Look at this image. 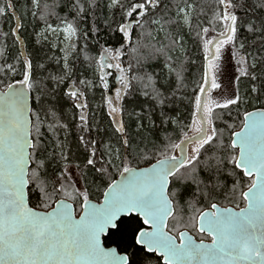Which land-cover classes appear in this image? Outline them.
I'll list each match as a JSON object with an SVG mask.
<instances>
[{
	"label": "snow or ice",
	"instance_id": "6c2138e0",
	"mask_svg": "<svg viewBox=\"0 0 264 264\" xmlns=\"http://www.w3.org/2000/svg\"><path fill=\"white\" fill-rule=\"evenodd\" d=\"M217 3L221 11L215 14V20L223 21L225 31L219 35L224 39L215 42L206 40L204 43L205 51L214 60L220 59L223 45L235 42L239 19L235 9L242 7L233 0H217ZM33 5L41 8L39 0H33ZM111 7L123 10L118 31L129 47L127 53L124 45L115 51L104 48L97 63L99 81L105 92L109 89L107 78L111 75L107 69L117 70L120 83V87L115 89V97H106L108 114L113 117L115 131L120 134V147L105 145L108 157L105 159L103 155L97 157L93 141L87 158V165L92 166L100 179L107 178L106 187L97 188L102 200L97 197L98 202H94L89 198L87 173L73 179L65 166L54 179L48 178L47 161L51 155L41 132L44 123L41 119L44 108L41 96L48 93L40 87V82L34 80L32 61L25 58L22 79L14 83L0 80L6 88L0 91V264H143L142 260L136 259L141 253L146 258H150L149 254L158 253L157 264L160 260L162 264H264V107L245 111L239 131L235 130L237 125L228 126L231 129L230 139L225 143L222 132L214 123V110L239 106L243 101L239 94L223 103L215 101L206 91L208 73L205 72L192 122L185 126L188 131L181 130L183 138L178 143L167 145L170 150L178 149L179 155L161 152L163 158L151 163L153 157L142 135L144 123L141 120L135 125L136 136L140 137L137 141L129 134L122 119V104L117 105L116 101H122L129 94L133 80L145 87L151 86L154 92L152 99L157 101L161 111L159 124L150 118L148 127L158 129L168 122L163 111L166 98L152 83V77L148 74L129 75L133 64L129 62L124 67L120 62L121 57L131 53L136 65H141L140 50L147 47L143 39L151 33L141 31L137 34L134 26L144 30L149 11L163 9L165 5L163 0H129L127 4L122 0H111ZM11 8L13 5L8 0L0 6V16L7 15V10ZM43 8L40 18L46 21L47 16L54 13L48 11V5ZM83 12L84 8L78 6L77 14ZM33 15L36 13L33 12ZM184 22L191 26L186 11ZM63 23L62 29L53 28L51 24L47 27L54 33L62 31L64 40L69 42L67 47H74L70 42L73 37L79 39L78 29L73 22L65 20ZM151 23L163 30L161 20L152 19ZM20 26L17 24V28ZM208 31V28L203 29L205 34ZM134 35L137 36L135 41ZM152 47L157 53L163 51L154 45ZM2 55L3 49H0ZM64 60V68L68 69L67 56ZM241 62H244L243 57ZM212 66V61H209V67ZM250 67L255 68V64ZM0 73L14 76L17 69L7 64L6 68H0ZM241 74L250 75L248 68L241 69ZM50 78L60 82L64 79L63 76ZM252 79L256 77L252 76ZM79 83L87 86L91 82L86 84V81L80 80ZM211 87H219L215 78ZM34 91L37 92L35 101L39 109L30 103ZM66 95L77 101L76 108L87 107L84 93L76 89L75 82L69 86ZM202 96L207 97L206 101L201 100ZM86 119L81 113L80 120ZM48 127L51 129L52 125ZM80 139L83 141L84 137ZM164 139L170 141V137ZM151 143L155 148V141ZM213 147L216 153L223 155L214 153L202 159V155L212 151ZM60 155L67 160L62 152ZM125 157L132 159L126 162ZM138 157L150 166L132 167V161ZM213 160L215 163H210ZM228 165H231L230 170ZM110 168L118 170L119 179L111 178ZM201 171L209 173V180L215 176V182H206L200 176ZM225 174L232 180L230 188L226 180L220 179ZM32 185L39 192L35 207L30 206L31 193L35 190ZM192 185L196 186L195 190H191ZM189 193L192 199L185 198ZM218 195L231 196L233 200L229 202H237L234 207L222 206L215 202ZM201 198L207 199V210L196 207L193 202ZM74 203L79 205V213ZM185 205L190 210L186 221ZM39 208L51 210H37ZM182 229L195 230L200 239L197 241L189 231ZM126 233L131 234V247L135 251L125 249L121 254L116 247L107 246Z\"/></svg>",
	"mask_w": 264,
	"mask_h": 264
},
{
	"label": "trees",
	"instance_id": "16d2710c",
	"mask_svg": "<svg viewBox=\"0 0 264 264\" xmlns=\"http://www.w3.org/2000/svg\"><path fill=\"white\" fill-rule=\"evenodd\" d=\"M7 2L8 0H0V6H4ZM10 2L13 8L7 10V15L0 16V49H3L0 68L12 64L17 69V73L14 76L0 73V80L14 83L15 80L22 79L25 58L32 61L33 78L40 82V87L48 93L41 96L44 101V108L41 111V119L44 121L41 127L42 140L45 142L48 154L51 155L47 161L48 178L54 179L65 166L77 171L79 176L87 173L89 198L100 199L102 194L97 192V188L106 187L107 178L102 181L92 166L87 165V158L93 147V141L97 157L103 155L105 159L108 158L105 145L112 148L120 147V134L115 131L116 125L113 123V117L108 114L106 101V97L112 95L120 83L117 79L118 73L113 69H107L111 75L107 78L109 89L105 92L99 81L97 63L104 48L115 51L124 45L127 53L129 47L127 41L122 40L123 34L118 31L123 10L119 7H111V0H39L41 5L39 9L34 7L33 0H10ZM233 2L242 5L235 9L239 19L235 42L231 43L230 49L236 66L235 94H239L243 102L239 106L232 105L228 109L214 110L216 116L214 123L222 132L225 143L230 139L231 129L228 126L237 125L235 130L238 131L245 111L264 107V7H261L264 0H233ZM122 3L127 4L129 0H122ZM44 5H48V11L54 13L48 15L46 21L40 18L44 13ZM76 5L82 6L84 12L78 15V6L74 7ZM163 5H165L163 9L149 11L148 23L145 24L144 30L134 26L133 30L137 34L141 31L151 33V36L143 39V44L147 47L140 50L141 65H136L131 53L121 57L120 61L124 67H127L129 62L133 64V71L129 75H150L152 83L166 98L163 111L168 122L158 129L148 127L150 118L159 124L161 111L160 105L152 99L154 92L151 86L145 87L144 84L133 80L128 90L129 94L119 101V105L122 104L124 109L122 119L129 134L137 141L140 137L136 136L135 125L141 120L144 123L142 135L146 138L144 143L147 144L153 157L151 163L163 158L161 152L176 153L177 149L170 150L167 145L170 142L178 143L183 138L181 130L188 131L185 126L192 122L196 97L200 95L199 86L204 82L205 60L208 56L204 43L210 37L215 40L225 31L223 21L215 20V14L221 11L217 0H163ZM189 5L191 7H188ZM181 9L190 12V27L184 22ZM33 12L36 15H33ZM152 19L161 20L163 30H159V25L151 23ZM65 20L74 23L79 35L67 61L68 69L64 68L65 60L61 49L54 48L49 37L41 34L42 30L48 28V24L59 28L64 26ZM17 24L21 26L17 28ZM204 28L209 29L207 34L203 32ZM136 39L137 36L134 35L133 40ZM153 45L163 51L155 52ZM241 57L244 62H241ZM252 64H255V68L250 67ZM40 65L43 67L41 68ZM243 68H248L250 75H242ZM61 76L64 77L62 82L50 78ZM252 76L256 79H252ZM80 80L86 81V84L88 81L91 83L87 86L82 85L79 83ZM73 82L76 89L84 93L83 98L87 102V107L84 109L76 108L77 101L66 95ZM0 88L6 89L4 84H0ZM146 92L148 95H145ZM36 96L37 92L34 91L31 94L32 104L39 109L40 106L36 105L35 101ZM229 112H231L230 116ZM81 113L86 116V121L80 120ZM50 124L51 129L48 127ZM81 136L84 137L83 141L80 139ZM166 136L170 137V141L164 139ZM152 141H155V148L152 147ZM121 151L123 152V149ZM61 152L67 156V160L61 158ZM214 153L223 155L216 153L213 147L212 151L204 153L201 158L206 159ZM125 159L127 162L132 158L125 157ZM210 163L214 164L215 161ZM148 165L150 164L142 157L131 163L132 167L138 168ZM228 169H231V165H228ZM109 171L112 172V179L119 176L118 170L110 168ZM200 176L206 182L216 180L215 176L209 180V173L206 171H201ZM220 179L226 180L228 187H231L232 180L226 177V174ZM32 187L35 189L34 185ZM195 187L192 185L191 190H195ZM38 196V189H35L30 197L31 206H36ZM185 198L192 199L190 193ZM230 200H233L231 196L215 197V202L230 203ZM193 202L198 208L208 205L207 199L204 198ZM184 215L186 221L190 215L186 205ZM131 244V234L126 233L123 238H117L107 246H115L119 252L124 253L125 249L129 252L135 251ZM149 256L150 258H146L141 253L136 259L142 260L143 264H157L159 257L156 254Z\"/></svg>",
	"mask_w": 264,
	"mask_h": 264
},
{
	"label": "rangeland",
	"instance_id": "374dc122",
	"mask_svg": "<svg viewBox=\"0 0 264 264\" xmlns=\"http://www.w3.org/2000/svg\"><path fill=\"white\" fill-rule=\"evenodd\" d=\"M185 11H183L184 14ZM188 13L189 16V20L191 22V16H190V12L186 11ZM187 25V24H186ZM64 26L59 27L58 29H62ZM55 28V27H53ZM42 35H46L49 37V39L52 41L54 48H60L61 52L65 58V56H67V58L69 59L74 47H67V44L69 42L64 40V33L62 31H57V32H52L51 29L46 28L45 30L41 31ZM212 38V37H210ZM211 41H213V39H210ZM76 40V37H73L71 40V44L74 45ZM208 40V39H207ZM231 43L225 44L221 47V54H220V59L219 60H214L212 59V63L213 66L209 67L210 69V77H211V81L213 78H215V82L216 84L219 85V87L216 88H212L210 87L209 91L211 93L212 98L219 102V103H223L225 100L229 99V98H233L234 94H235V76H236V66L233 62V58H232V52H231ZM208 55H210V53L208 52ZM114 62V61H113ZM114 71L117 72V70L115 68H113ZM118 73V72H117ZM119 75V74H118ZM120 87V85L118 86ZM113 98L115 97V92L110 95ZM207 99V97H206ZM206 101V100H205ZM116 104L119 105V101H116ZM191 134V133H190ZM176 154V153H175ZM69 172L72 174L73 179H75L76 177L79 176L77 171L72 170L71 168H68ZM80 186V183H77V187ZM79 206V205H78ZM51 208H49L48 210H50ZM41 210V209H39ZM48 210H43V211H48Z\"/></svg>",
	"mask_w": 264,
	"mask_h": 264
},
{
	"label": "water",
	"instance_id": "95a60500",
	"mask_svg": "<svg viewBox=\"0 0 264 264\" xmlns=\"http://www.w3.org/2000/svg\"><path fill=\"white\" fill-rule=\"evenodd\" d=\"M218 39H224V37H217L215 40H213V42H215L216 40H218ZM212 51H214V48H212ZM213 59V57H212V55L210 54V55H208L207 56V58H206V60H205V72H207L208 73V87H207V89H206V91L208 92L209 91V89H210V87H211V77H210V69H209V61H211ZM6 90V89H5ZM5 90H2L1 88H0V91H5ZM201 100L202 101H205L206 100V96H202L201 97ZM30 103H32V99H30ZM257 110V109H256ZM256 110H253V111H256ZM177 155H179V150H178V154ZM162 159V158H161ZM156 162V161H155ZM155 162H153V163H155ZM150 165H148V166H144V167H149ZM136 168H138V167H136ZM140 168H143V167H140ZM116 179H119V176L116 178ZM102 199H103V197H102ZM69 202H71V201H69ZM94 202H96V201H94ZM31 206V205H30ZM54 206H55V204H54ZM53 206V207H54ZM74 207H75V205H74ZM76 208V207H75ZM37 210H39V209H37ZM51 210V209H50ZM50 210H48V211H50ZM77 210V209H76ZM77 218H79L78 216H77ZM109 247H115V246H109ZM118 250V249H117ZM121 254H123V253H121ZM158 257H159V254L157 253L156 254Z\"/></svg>",
	"mask_w": 264,
	"mask_h": 264
},
{
	"label": "flooded vegetation",
	"instance_id": "af4514ba",
	"mask_svg": "<svg viewBox=\"0 0 264 264\" xmlns=\"http://www.w3.org/2000/svg\"><path fill=\"white\" fill-rule=\"evenodd\" d=\"M239 130H240V129H239ZM239 130H238V131H239ZM177 154H178V149L176 150V154H175V155H177ZM245 190H246V189H245ZM100 200H102V198H100ZM93 201L98 202L97 199H96V200H93ZM235 202H237V201H234V202H231V203H223V202H217V203H221L222 206L234 207ZM74 205H75V207H76V209H77V212L79 213V211H80L79 206L76 205V203H74ZM207 206H208V205H207ZM207 206L203 207L202 209L207 210ZM241 206H243V203H242V202H241ZM170 227H171V222H170ZM182 230H187V231H189L190 234L193 235V236L197 239V241L200 239L199 234H197V233L195 232V230H191V229H182ZM206 242H210V240H206Z\"/></svg>",
	"mask_w": 264,
	"mask_h": 264
}]
</instances>
